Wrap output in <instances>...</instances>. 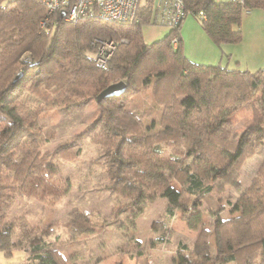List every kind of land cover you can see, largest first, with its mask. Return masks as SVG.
Returning a JSON list of instances; mask_svg holds the SVG:
<instances>
[{"label": "trees", "instance_id": "16d2710c", "mask_svg": "<svg viewBox=\"0 0 264 264\" xmlns=\"http://www.w3.org/2000/svg\"><path fill=\"white\" fill-rule=\"evenodd\" d=\"M182 2L186 16L198 20L218 47L241 40L242 10H264V0ZM200 10L204 17L199 16ZM154 12L152 0H139L133 22L96 14L70 22L56 11L47 15L44 27L40 22L46 10L37 0H0V248L5 255L11 253V237L20 227L27 236L24 254L31 264H67L59 250L61 244L91 230L90 214L77 208L69 212L63 240L51 237V226L39 232L29 230L25 216L21 221L6 220L18 195L51 206L67 194L72 183L57 174L49 155L72 161L81 151L73 149L75 143L68 140L49 154L43 152L39 145L42 129L17 97L32 92L46 106L67 112L95 99L108 84L123 80V92L97 102L98 128L88 133L102 151V187L127 200L121 209L130 207L123 228L129 255L135 256L136 264L151 263L133 231L144 207L163 197L167 200L164 221L157 223L153 245L165 241L176 211L195 229L201 225L200 203L214 206L209 211L215 219L219 252L210 253L209 233L201 228L191 245L178 242L174 264H264L257 263L264 252V157L237 198L226 200L238 212L235 216L220 218L221 207L215 198L226 186L237 184V168L250 153L242 136L233 137L230 118L255 93L258 98L246 128L264 130V66L251 71L192 62L182 51L179 34L186 16L175 27L162 25L169 31L146 42L141 25L156 24ZM104 41H111L114 48L104 66H99L92 53ZM149 85L154 100L162 106L155 132H148L140 113L128 108V99Z\"/></svg>", "mask_w": 264, "mask_h": 264}, {"label": "rangeland", "instance_id": "374dc122", "mask_svg": "<svg viewBox=\"0 0 264 264\" xmlns=\"http://www.w3.org/2000/svg\"><path fill=\"white\" fill-rule=\"evenodd\" d=\"M189 17L194 19L192 15ZM194 21L201 28L199 21L196 19ZM245 29L246 32L247 28ZM165 30V26L162 25H141L142 36L146 42L159 39L165 34ZM244 41L247 46L243 44L244 48L240 52V57L247 58V54L252 50L249 49V45L252 43L253 38L248 36ZM199 42L197 41L198 44ZM263 44L260 48L263 49L260 59H264ZM237 46L238 44L235 48ZM239 46H242V44ZM97 50L98 48L94 51L95 53L93 52L94 54L92 53L93 56L97 53ZM234 54H237L235 50ZM242 58L238 57L239 61H242L241 64H236L234 62L236 58H234L229 66H226L228 68H246L244 66L245 61ZM224 61L226 62V57ZM260 63L262 65L260 67H263L264 60L259 62V65ZM254 65L253 68H249L251 71L258 66V64L257 66ZM17 98L22 107L25 106L31 110L32 116L35 117L37 124L42 129L39 145L43 152L49 154L56 145L68 140L75 143L73 149L79 147L81 151L72 161H65L57 156L49 155L50 161L54 165L56 164L57 174L69 178L72 183V187L67 194L51 206L36 198L18 195L7 210L6 220L10 221L17 218L15 221H18L21 216H25V222L30 227L29 230L36 229L39 232L42 228L51 226V237L57 235L59 240H63L66 237L67 228H65V223L70 218L69 212L73 208H77L90 214L91 230L71 242L61 244L59 250L67 264H136L135 256L129 255L130 250L127 249L129 246L126 245V236L123 231V228L127 225L126 218L129 216L130 207L127 206L121 209L127 200L120 196L115 197L102 187L105 178L102 151L88 133V130H92L94 127L98 128V126H95L99 117L97 102L103 98L99 101L92 98L87 103L76 106L67 112L61 111L56 106H46L45 101L32 92L24 91ZM256 98H258V93L243 101L230 118L233 137L238 139L242 136L241 142L249 148L250 153L237 168V184L234 186L228 185L222 193L215 195L216 201L221 207L219 211L220 218H228L238 213L236 210H231V206L226 200L234 201L237 198L241 190L249 184L258 164L264 157V130H247L246 128L251 122L252 106L255 105L253 101ZM154 99L151 85L141 88L128 99V108L135 109L140 113L141 122L149 128L148 132H155L159 127V115L162 106ZM92 134H94L93 131ZM77 136L81 137L80 139L76 138L74 142V138ZM174 181L172 180L171 183L178 186ZM166 205L167 200L165 198H157L148 203L136 219L133 232L135 238L140 240L141 247L149 253L150 264H174L176 261L174 251L178 242L181 241L191 245L201 228L209 233L210 253L215 256L219 252L215 219L209 211L211 207L214 210V206L205 201L200 203L201 225H198L195 229L189 228L180 216V212L176 211L175 216L167 226L164 235L165 241L153 245L151 239L156 234L157 223L164 221ZM21 220L23 219L19 221ZM27 229L25 230L27 231ZM29 233L32 235V232ZM24 234L20 227L16 229L11 237L8 248L11 253L8 255H5L3 248H0V264H31L26 254H24L27 247V236ZM258 262L264 263V252L258 257Z\"/></svg>", "mask_w": 264, "mask_h": 264}, {"label": "crops", "instance_id": "0c3cea01", "mask_svg": "<svg viewBox=\"0 0 264 264\" xmlns=\"http://www.w3.org/2000/svg\"><path fill=\"white\" fill-rule=\"evenodd\" d=\"M152 1L155 9V5L158 0ZM189 16L190 15L188 14L184 18L179 27V34L182 40V51L189 60L202 64H219L229 66V63L236 58L234 59V62L239 65L242 63V61H239L238 57L242 58L240 57V52L243 51V44H245L244 40L246 37L251 36L253 41L250 43L249 49L252 50H250V53L247 54V58H242V60L245 61L244 66H246V68L242 69H249L250 67L255 66L254 64H256V66L258 64L256 69L262 66L261 63L259 65V62H263L264 60L260 59V54L263 52V49L260 48L264 43V10L262 8L251 7L242 10L238 26L241 33V40L236 43H222L221 47L215 45L203 31L202 27L200 28L194 21L195 18L193 19ZM165 28L166 30L164 32L166 34L169 31V28L166 26ZM245 28H247V34L245 32ZM197 41H200L199 44ZM239 43L242 44V46H239ZM237 44L238 46L235 48ZM234 50L237 53L236 55L234 54ZM225 57L226 62L224 61Z\"/></svg>", "mask_w": 264, "mask_h": 264}, {"label": "built area", "instance_id": "2783aa9c", "mask_svg": "<svg viewBox=\"0 0 264 264\" xmlns=\"http://www.w3.org/2000/svg\"><path fill=\"white\" fill-rule=\"evenodd\" d=\"M45 7L46 16L40 22L45 27L47 15L60 12L63 19L74 22L82 16L96 14L105 19L133 22L136 20V9L139 0H37ZM242 2V0H240ZM200 17H204V12H198ZM154 22L159 25L175 27L182 18L186 16V11L182 0H158L155 5ZM49 32V29H47ZM176 38H172L175 44ZM95 55L96 63L104 66L110 51L114 48L111 41L101 42L98 45Z\"/></svg>", "mask_w": 264, "mask_h": 264}, {"label": "water", "instance_id": "95a60500", "mask_svg": "<svg viewBox=\"0 0 264 264\" xmlns=\"http://www.w3.org/2000/svg\"><path fill=\"white\" fill-rule=\"evenodd\" d=\"M20 76V73L16 74L14 81L18 79ZM126 87V83L123 80H118L115 82H112L108 84L106 87H104L97 95H96V100L99 101L102 98L111 96V95H116L124 91Z\"/></svg>", "mask_w": 264, "mask_h": 264}]
</instances>
